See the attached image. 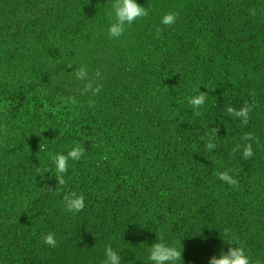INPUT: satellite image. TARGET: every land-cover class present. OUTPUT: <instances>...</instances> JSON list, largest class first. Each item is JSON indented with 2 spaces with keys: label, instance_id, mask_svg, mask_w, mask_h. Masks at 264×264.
Here are the masks:
<instances>
[{
  "label": "trees",
  "instance_id": "obj_1",
  "mask_svg": "<svg viewBox=\"0 0 264 264\" xmlns=\"http://www.w3.org/2000/svg\"><path fill=\"white\" fill-rule=\"evenodd\" d=\"M136 3L149 16L111 39V0H0V264H101L106 245L122 264H149L162 233L181 240L182 264H208L228 250L225 228L264 261V0ZM167 12L177 22L157 36ZM82 66L100 70L98 95H80ZM196 86L209 95L198 117L186 100ZM253 100L246 126L224 115ZM246 132L259 139L247 160L231 154ZM74 143L86 151L67 187L42 191L56 185L48 152ZM68 190L85 197L75 216Z\"/></svg>",
  "mask_w": 264,
  "mask_h": 264
},
{
  "label": "clouds",
  "instance_id": "obj_2",
  "mask_svg": "<svg viewBox=\"0 0 264 264\" xmlns=\"http://www.w3.org/2000/svg\"><path fill=\"white\" fill-rule=\"evenodd\" d=\"M251 15H256L255 9H250ZM109 18V25L107 28V35L111 39H119L124 35L126 30L131 27L136 21L149 16V8L141 6L136 3V0H111L110 9L106 13ZM179 16L178 12H167L160 20V23L155 26V34H159L166 27H170L177 22ZM72 65H68L71 67ZM74 76L77 80L83 82V86L80 91V95H98L102 90V85L97 83V79L101 77V72L96 69L92 76L89 75V71L86 67H80L74 72ZM200 86L193 88V94L186 98L187 104L192 110V115L195 117L201 116L203 113L201 109L205 106L208 99V92L199 91ZM66 102L69 104H77V99L74 96L66 98ZM91 107V102L89 103ZM256 106L255 100L252 103L245 102L239 109L232 106H228L224 115L233 119H238L242 125H247L250 119V113ZM0 131L6 133L7 128H0ZM218 129L216 127L208 128L205 133L207 140L205 143V149L209 152L217 147L216 139ZM242 143H237L231 151L234 155L236 152H241L243 159H250L254 153L252 149V143H259L258 137L254 136L251 132H246L241 136ZM40 150L44 151L43 145L40 146ZM85 148L79 144L74 143L73 146L67 150L66 153H53L48 152V159L51 165L54 166V174L56 185L55 190L45 184L42 191H58L67 187L68 181L65 176L69 169V162L79 161L85 155ZM108 159L107 155L103 157ZM216 163L220 164V161ZM52 168L45 170V173L52 171ZM37 173L40 172V168L37 167ZM217 178L223 183L228 184L233 188H238V180L234 178L228 170L218 171ZM62 207L66 213H71L73 216L81 212L85 208V197L83 194H78L75 191L68 190L64 192L62 197ZM224 243L229 245L227 252L221 251L219 256H211L208 264H264V261L256 259L253 261L247 254V250L240 245L239 238L233 233L232 229L225 228L223 230ZM43 243L50 247H55L57 240L55 234L49 232L43 236ZM231 245H235L232 247ZM182 250L183 245L181 240H176L173 243H166L163 233L155 239V241L148 248L147 261L149 264H182ZM101 264H122L121 255L115 251L110 245H106L104 249V258Z\"/></svg>",
  "mask_w": 264,
  "mask_h": 264
}]
</instances>
